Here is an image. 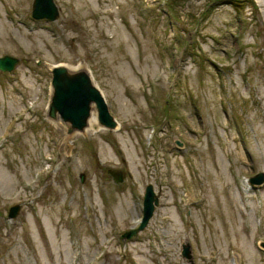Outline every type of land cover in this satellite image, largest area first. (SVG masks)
<instances>
[{
	"label": "rangeland",
	"instance_id": "374dc122",
	"mask_svg": "<svg viewBox=\"0 0 264 264\" xmlns=\"http://www.w3.org/2000/svg\"><path fill=\"white\" fill-rule=\"evenodd\" d=\"M34 3L0 0V264H264V0ZM59 66L117 130L49 117Z\"/></svg>",
	"mask_w": 264,
	"mask_h": 264
},
{
	"label": "water",
	"instance_id": "95a60500",
	"mask_svg": "<svg viewBox=\"0 0 264 264\" xmlns=\"http://www.w3.org/2000/svg\"><path fill=\"white\" fill-rule=\"evenodd\" d=\"M33 16L37 20L48 19L55 21L59 17L58 8L54 0H35ZM18 58L5 56L0 58V71L13 72L20 64ZM52 98L49 105V117L52 120L61 118L65 123L71 125L70 133L73 131H84L92 117L93 106L98 112V121L102 127L109 130L118 128L117 121L109 112L108 105L99 91L93 84L92 78L86 71L70 72L64 66L55 67L53 70ZM179 147L180 143L177 142ZM113 179L117 183L124 181L125 175L119 171H111ZM83 181V179H82ZM264 184V174H260L251 179V185L262 187ZM159 205V198L155 194L153 186H149L144 200L143 220L140 230H143L154 215L155 207ZM19 208H13L9 217H15ZM138 231H131L123 235V239H131ZM264 247V243L262 244ZM182 257L194 264L192 248L189 243L182 246Z\"/></svg>",
	"mask_w": 264,
	"mask_h": 264
},
{
	"label": "bare ground",
	"instance_id": "6f19581e",
	"mask_svg": "<svg viewBox=\"0 0 264 264\" xmlns=\"http://www.w3.org/2000/svg\"><path fill=\"white\" fill-rule=\"evenodd\" d=\"M74 71H76V70H74ZM91 124H93L94 122H95V116H93V118L91 119Z\"/></svg>",
	"mask_w": 264,
	"mask_h": 264
}]
</instances>
